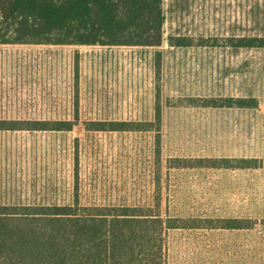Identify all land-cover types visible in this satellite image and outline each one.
Segmentation results:
<instances>
[{
  "label": "rangeland",
  "instance_id": "1",
  "mask_svg": "<svg viewBox=\"0 0 264 264\" xmlns=\"http://www.w3.org/2000/svg\"><path fill=\"white\" fill-rule=\"evenodd\" d=\"M161 46L1 45V115L77 122L68 131L0 135L4 204L145 205L172 216L264 218V169L160 172L156 131H88L90 120L162 115V159L264 157V0H164ZM192 37L197 45L172 46ZM216 38V42H214ZM200 39L215 45L199 46ZM256 97L252 109L204 108L190 98ZM166 161H162L165 165ZM158 196H160L158 198ZM169 264H264V227L173 230Z\"/></svg>",
  "mask_w": 264,
  "mask_h": 264
},
{
  "label": "trees",
  "instance_id": "2",
  "mask_svg": "<svg viewBox=\"0 0 264 264\" xmlns=\"http://www.w3.org/2000/svg\"><path fill=\"white\" fill-rule=\"evenodd\" d=\"M164 0H0L1 45L161 46ZM200 39L199 46L215 45ZM216 42V38L213 39ZM172 46L197 45L192 37L169 38ZM233 48H264V36L227 38ZM204 108L252 109L256 97L190 98ZM77 122L9 119L5 131H68ZM162 115L152 121L90 120L88 131L155 133L156 184L161 168L264 169V157L173 156L162 159ZM162 161H166L165 165ZM159 189V188H158ZM160 196H158L159 198ZM263 219L250 217L172 216L160 201L145 205L4 204L0 200V264H169L173 230H252Z\"/></svg>",
  "mask_w": 264,
  "mask_h": 264
}]
</instances>
